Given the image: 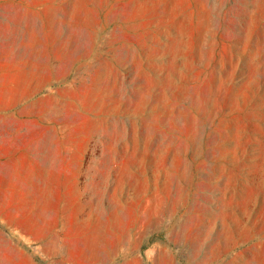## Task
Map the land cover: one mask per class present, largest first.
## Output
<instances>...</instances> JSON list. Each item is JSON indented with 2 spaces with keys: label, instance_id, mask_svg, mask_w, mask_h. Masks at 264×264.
I'll use <instances>...</instances> for the list:
<instances>
[{
  "label": "rangeland",
  "instance_id": "374dc122",
  "mask_svg": "<svg viewBox=\"0 0 264 264\" xmlns=\"http://www.w3.org/2000/svg\"><path fill=\"white\" fill-rule=\"evenodd\" d=\"M34 9L50 79L0 142H72L74 171L0 174V264H264V0Z\"/></svg>",
  "mask_w": 264,
  "mask_h": 264
},
{
  "label": "crops",
  "instance_id": "0c3cea01",
  "mask_svg": "<svg viewBox=\"0 0 264 264\" xmlns=\"http://www.w3.org/2000/svg\"><path fill=\"white\" fill-rule=\"evenodd\" d=\"M40 2L0 0V119L4 115L17 119L16 114H25V106L34 105L32 101L43 88L41 77H45L44 86L49 82V62L43 65L42 73L39 60L20 54L26 46V35L28 48L34 47L33 22L27 20L40 17L34 9V3ZM71 156L72 142H0V174L8 180L71 177ZM7 185L16 186L11 182Z\"/></svg>",
  "mask_w": 264,
  "mask_h": 264
}]
</instances>
